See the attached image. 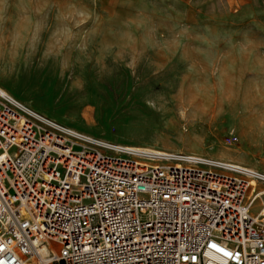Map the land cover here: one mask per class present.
<instances>
[{
	"label": "rangeland",
	"instance_id": "obj_1",
	"mask_svg": "<svg viewBox=\"0 0 264 264\" xmlns=\"http://www.w3.org/2000/svg\"><path fill=\"white\" fill-rule=\"evenodd\" d=\"M0 89L80 134L264 175V0H0Z\"/></svg>",
	"mask_w": 264,
	"mask_h": 264
},
{
	"label": "built area",
	"instance_id": "obj_2",
	"mask_svg": "<svg viewBox=\"0 0 264 264\" xmlns=\"http://www.w3.org/2000/svg\"><path fill=\"white\" fill-rule=\"evenodd\" d=\"M163 154L0 92V264H264V175Z\"/></svg>",
	"mask_w": 264,
	"mask_h": 264
},
{
	"label": "bare ground",
	"instance_id": "obj_3",
	"mask_svg": "<svg viewBox=\"0 0 264 264\" xmlns=\"http://www.w3.org/2000/svg\"><path fill=\"white\" fill-rule=\"evenodd\" d=\"M0 92L5 93L6 95H8L6 92H3L1 89H0ZM8 96L11 97L10 95H8ZM132 148H135V147H132ZM135 149H137L139 151L147 152L149 155H164L163 153H165V152H162V151H155V150H150V149H141V148H135ZM223 164L234 165V164H228V163H223ZM234 166H237V165H234ZM239 167H241V166H239ZM242 168H245V167H242Z\"/></svg>",
	"mask_w": 264,
	"mask_h": 264
},
{
	"label": "crops",
	"instance_id": "obj_4",
	"mask_svg": "<svg viewBox=\"0 0 264 264\" xmlns=\"http://www.w3.org/2000/svg\"><path fill=\"white\" fill-rule=\"evenodd\" d=\"M3 91V90H2ZM4 92V91H3Z\"/></svg>",
	"mask_w": 264,
	"mask_h": 264
}]
</instances>
